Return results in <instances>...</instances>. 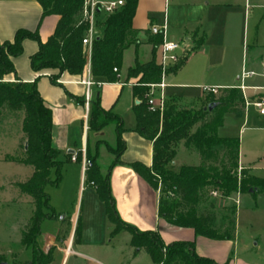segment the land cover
I'll return each instance as SVG.
<instances>
[{
    "label": "trees",
    "instance_id": "16d2710c",
    "mask_svg": "<svg viewBox=\"0 0 264 264\" xmlns=\"http://www.w3.org/2000/svg\"><path fill=\"white\" fill-rule=\"evenodd\" d=\"M37 1L43 9L42 18L52 14L59 16L56 28L48 40H41L38 29L32 31L21 28L12 40L0 41V113L8 109L12 112L22 111L24 114L23 152L12 160L34 168L27 181L18 183L19 190L29 195L34 205L33 215L22 232L21 244L31 250V258L24 264H50L54 259L55 247L44 252L39 237L45 220L59 218L50 203L46 187L60 184L65 163L60 159V151L53 146V110L39 92L38 78L32 82L17 78L7 80L8 75L17 74L13 58L23 53L26 39L38 42V50L30 57L31 67L35 71L51 70L50 79L55 84H60L59 80L64 73L83 76L89 67L96 82L131 83L134 95L141 100L134 106L135 129L153 142L154 154L151 166L142 162H134L130 166L155 190L159 189L160 184L163 185L158 206L159 217L173 226L192 228L197 236L218 240L234 239L236 206H230L219 220L216 213L217 200L210 194L217 191L223 198L235 192L251 193L253 196L264 194V179L249 175L244 168L241 177L229 172L230 166H238L239 140L218 133L226 113L244 105L241 89L224 88L218 97L212 95L208 104L217 103L212 111L205 107L199 110H179L173 104L165 107L162 113L151 111L145 93L148 84L157 83L161 79L157 54L162 36L154 35L150 38L152 55L149 60L141 61L137 57L134 65L124 68L125 51L141 43L133 25L138 0H125L123 6L104 16L103 12H98V35L93 40L90 60L88 48L83 44L88 29V23L83 18L84 0ZM183 61L174 68L178 69ZM114 68L118 71H114ZM76 99L80 103L85 102L84 98ZM198 122L199 126L191 132V127ZM111 123L116 124L117 147L108 145V148L116 158L106 173H103L98 150L100 143L105 142L98 141L96 151L88 145L86 154L92 166L85 176V181L94 183L99 198L105 203L108 217L114 225L111 235L115 236L122 228L129 231L132 236L130 244L135 252L145 249L155 264H221L199 255L195 241H173L166 244L158 229L141 231L121 218L112 194L111 172L116 164L123 163L120 157L126 148L122 137L125 128L120 115L102 107L100 91H96L90 100L89 130L100 131ZM182 140L186 146L198 150L201 157L199 165H181L178 168L173 165L177 154L175 145ZM81 159L82 154L79 153L77 160ZM209 187L213 189L207 192ZM208 196L212 198L210 201L206 200ZM204 202L206 206L202 207ZM80 231L77 225L75 243L80 242ZM3 261L7 260L0 256V262Z\"/></svg>",
    "mask_w": 264,
    "mask_h": 264
},
{
    "label": "crops",
    "instance_id": "0c3cea01",
    "mask_svg": "<svg viewBox=\"0 0 264 264\" xmlns=\"http://www.w3.org/2000/svg\"><path fill=\"white\" fill-rule=\"evenodd\" d=\"M103 2L115 1V0H99ZM125 1V0H124ZM161 1H164L165 4L172 1L174 3V13H178L180 9H184V20L185 25L181 30L174 31L173 33H168V36L171 38H182L190 32L196 33L198 37H201L200 46L195 49V52L187 58L184 63L173 73V69L169 71L167 77L168 86L165 88V95L167 97H178L179 102L183 105H190L200 107L204 101L208 103L209 99L213 94L206 93L203 90L205 86H218L222 88H232L240 85L239 76L244 68L259 70L264 58V43L256 42L248 53V57H243L241 64L238 66L235 77L232 80L226 81H217L209 85H203L202 87L203 95L199 100H187L185 94L182 93L179 88L185 86V84L176 83V78L184 71V69L191 62L195 53L202 48L203 42L206 37V32L204 29V18L205 13L202 10L208 8L210 5L221 6L219 2L213 3L208 1L205 3V8L199 3H195V0H138L136 14L133 20L134 28L138 31V38L140 39V44L135 47L131 46L127 50L132 52V61L127 63L125 60V55L127 50L124 53V68L134 65L136 58L138 57L141 61H147L151 58L152 44L150 43V38L154 36L150 27L152 24L162 25L167 24V19L163 23L158 24L153 16L150 15V12L153 11L152 8L154 5L159 4ZM140 7L147 8L146 13L147 25L145 27V32L143 33V27L140 28L137 25V15L140 10ZM166 9V6H165ZM42 6L37 0H0V41L4 42L7 40H12L15 36V33L18 29L24 28L28 30H39L40 38L43 42L47 41L48 38L53 34L56 25L59 20L57 15H47L42 18ZM168 28V24H167ZM151 35L150 37H148ZM24 50L23 53L15 58L13 62L16 68V76L11 74L7 76V80L13 81L19 79L24 82H32L36 78L37 86L39 92L45 99L46 103L53 110V146L60 151V159L65 162L69 161L72 164H78L80 166V192L82 189H85L83 186V176L82 172V160L73 161L71 159V154L82 150L83 148L89 147L96 151V143L101 139L100 136L93 138V143L96 140L95 144L89 142L91 137V131L88 126V117L84 103H80L76 97L84 98L87 91V87L84 84V80L87 78L88 73L83 76H74L69 73H64L60 78V84L62 86H79L83 88V91L78 93H71L68 98L62 97V110L64 111V116L62 122L57 126V115H56V106L52 105L48 97L45 95L44 90L42 89L41 83L43 79H48L51 84L55 85L50 79L51 70H42L35 71L31 67L30 57L38 50V42L32 39H26L24 41ZM157 54V61H158ZM250 56V57H249ZM172 71V72H171ZM88 72V71H87ZM101 86L95 85L92 86L94 93L100 91L101 96V105L106 110H112L113 112L120 115L123 119V124L125 131L122 134V137L126 143V148L120 159L123 162L122 164H116L112 168L111 172V189L112 194L115 199L116 208L121 216V218L134 225L141 231L154 230L158 229L162 235L163 240L166 244H169L173 241H195L196 251L199 255L209 257L221 264H259L254 259H251L249 256H246V252L253 251V248H250L245 244L243 247L244 254L241 255L239 247V236L235 232V238L231 240H218L210 239L204 236H197L194 229L186 227H176L169 224L167 221L159 217L158 206L160 196L158 190H155L149 185V183L130 166L134 162H142L148 166H151L153 163V142L139 133L136 128V116L134 112V106L138 104L141 100L138 96L134 95V87L131 83H122V82H102ZM246 84L248 86H263L264 78L257 76L252 79H249ZM129 88L132 96V102L130 107H125L124 110L117 109V97L121 94L123 89ZM246 95L250 100H255L256 97L264 94V91L248 88L245 90ZM92 95V94H91ZM218 97V96H216ZM116 104V105H115ZM208 106V105H207ZM84 107V111L80 110ZM68 108L74 110L73 115H68ZM131 108L133 119L131 122H127V114ZM115 110V111H114ZM227 114H234L240 121V130L238 136H223L237 138L239 140V157L238 164L241 168H244L248 171V174L257 178L264 179V115H260L257 109L254 106L249 108L243 105L241 112L237 113L235 110L228 112ZM226 115L224 119V124L226 122ZM223 124V125H224ZM88 126V128H87ZM222 127L219 128V130ZM79 129L78 136L71 130ZM218 130V133H219ZM106 129L101 131H96L97 135L104 133ZM95 132V133H96ZM112 134H114L112 141H109L111 144L116 141V129L115 126L111 128ZM220 135V133H219ZM81 136V138H79ZM222 136V135H220ZM16 148V149H15ZM15 151L12 153L5 154L3 159H0V163L11 164L15 167L16 172L11 175L6 176L3 179V182L0 183V199L7 201H14L16 205L24 207L27 204H32V198L23 194L18 187V183H23L27 181L33 174L34 168L31 165L24 164L19 161L12 160L14 157L19 156L20 146L15 144ZM104 147H99L98 156L104 151ZM100 152V153H99ZM196 152L194 155H188L189 158H193L196 164H200V158ZM188 165V164H183ZM107 171V170H106ZM102 169L103 173H106ZM96 188V187H95ZM252 195L251 193H232L228 197H224L222 202L223 205H234V201H240L242 203L246 195ZM262 194H257L256 197L261 198ZM252 197H254L252 195ZM264 198V197H263ZM262 199V198H261ZM0 200V201H1ZM4 201V200H3ZM238 206L236 205V208ZM238 209V208H237ZM238 214V213H237ZM67 221L52 219L45 220L43 222L42 233L39 237V243L41 236L43 241L40 243L41 248L44 252H47L51 247H55L54 250V259L52 262L56 261L57 254H60L61 263L67 264L70 256L72 254H80L75 249L74 253L63 252L64 245L68 247L73 246V236L74 229L76 227V221L71 217H66ZM31 218L29 217L24 224H27ZM69 222V236L67 240H60V232L63 229V225ZM114 226V225H113ZM23 227V225H22ZM21 225L18 228L19 230V248L16 251L7 248V246H2L0 244V256H4L6 260L17 259L19 251H23V245L21 244L22 239V228ZM114 229V228H113ZM24 230V228H23ZM256 234V233H255ZM255 234H251L249 239L253 242L255 248H259L261 239L257 238ZM130 233V241H131ZM60 240V241H59ZM76 244V243H75ZM80 246V245H79ZM132 246V245H131ZM133 247V246H132ZM75 248V246H74ZM134 248V247H133ZM242 250V251H243ZM28 251V250H27ZM135 252V249H134ZM256 253V252H255ZM248 254V255H250ZM254 260V261H253ZM51 262V263H52ZM255 262V263H254ZM50 263V264H51Z\"/></svg>",
    "mask_w": 264,
    "mask_h": 264
},
{
    "label": "rangeland",
    "instance_id": "374dc122",
    "mask_svg": "<svg viewBox=\"0 0 264 264\" xmlns=\"http://www.w3.org/2000/svg\"><path fill=\"white\" fill-rule=\"evenodd\" d=\"M208 1L213 3L216 1L222 5L217 7L210 5L204 9V4ZM195 3H199L204 9L202 11L205 13L204 29L206 37L202 48L195 53L191 62L180 73L175 82L185 84L179 90L185 94L187 100L197 102L203 95L202 87L200 86L209 85L217 81L232 80L243 57H248L253 45L256 42L264 43V0H195ZM146 9L145 7H140L137 15V25L140 28H144L143 33L146 31L145 27L147 25L148 15ZM152 10L150 15L155 18L158 24L163 23L167 19L168 33L181 30L185 25L184 9L174 13V3L172 1L167 4L161 1L159 4L154 5ZM104 15L105 12H103L102 16ZM190 34L192 36L190 45L194 50H188L184 61L195 52V47L200 46L201 43V37H198L193 32H190ZM125 60L127 63L132 61L130 49L126 52ZM172 71L174 73L177 69L174 68ZM41 86L52 105L56 106L57 126H59L64 116V111L61 109L63 106L62 97L68 98L71 93L81 92L83 88L79 86L53 85L48 79H43ZM130 92L129 88L123 89L117 97V109L124 110L125 107L131 106L132 96ZM91 94L92 98L94 90H92ZM206 101L200 107H196V105H183L179 102L178 97H167L165 95V107L173 104L179 110H199L207 107L208 103ZM242 109L243 106L239 105L235 111L239 113ZM80 110L83 112L84 107ZM73 112L72 108H68L69 116H72ZM126 114L128 115L126 123L134 120L131 108ZM23 116L22 111L12 112L8 109H3L0 113V159H3L5 154L15 151V144H18L20 151H22L21 145L24 144V134L22 132ZM199 124L200 122L193 125L190 131H194ZM113 126L116 129L115 123L104 127L103 130L106 129V131L100 133V135H97L96 131L90 130L91 137L89 142L91 144L96 136H100L103 139L102 141L105 142V144L100 143L99 147H104L105 149L102 153L99 152L98 159L104 171L108 169L116 158V155L108 148V145L113 148L117 147L116 141L112 144L109 142L112 141L111 139L114 136L111 132ZM239 130V119L234 114H227L226 122L219 130V133L222 136H238ZM71 132L78 136L79 129L71 130ZM96 140L93 144H95ZM99 141L101 142V140ZM175 148L177 154L173 160V165L176 168L183 164H196L194 159L189 158L188 155H194L195 152L199 154L197 149L193 146H186L184 140L179 141ZM18 155L21 156L22 153ZM198 156L201 159L200 154ZM242 169L238 164L237 167L230 166L228 170L231 174H237L241 177ZM14 172H16V169L13 165L0 163V183L3 182L6 176ZM62 172L63 178L60 184L58 186L48 185L46 191L50 196V203L59 217L65 216L63 221L67 219L66 217H71L76 221V226H80V242L75 244L73 236V246L70 247V251L68 246L63 244V252L70 254L74 253L76 249L80 253L72 254L67 264H155L145 249H141L137 253L134 252V248L130 244L129 231L122 228L115 236L111 235L114 226L108 217L105 203L99 198L95 186L85 181L84 178L83 186H85V189L80 192V166L78 164H72L65 160ZM162 187L163 185L160 184L161 189ZM210 189L212 190L213 188H207V192ZM158 194L161 196L162 191H158ZM210 196L217 200L216 213L219 220H221L222 215L227 213L228 208L232 205H223V197L219 192L218 195L210 194ZM256 196L252 197V195L248 194L244 197L242 203L234 201V206H238L234 215L235 232L239 236L241 255L244 254L243 247L246 244L249 249L253 248V251L251 254L246 252L244 255L249 256L259 264H264V194L261 195L262 199ZM211 197L208 196L206 200L210 201ZM3 200L0 201V244L16 251L20 246L18 228L23 225L20 228L23 231L26 226L24 223L33 215L34 205L27 204L22 208L16 205L14 201ZM201 206H206V203H202ZM68 224L69 222L63 225L62 233L59 236L61 241L67 240L69 236L70 226ZM251 234H255L257 238L259 237L256 240L261 239L259 248H255L253 242L249 239ZM42 239L43 237L41 236L40 243L43 241ZM27 250L23 248V251H19L16 260L12 262L9 259L6 262L8 264H24L31 258V250ZM59 257L61 258L60 254H57L56 261L51 264H60L61 260Z\"/></svg>",
    "mask_w": 264,
    "mask_h": 264
},
{
    "label": "built area",
    "instance_id": "2783aa9c",
    "mask_svg": "<svg viewBox=\"0 0 264 264\" xmlns=\"http://www.w3.org/2000/svg\"><path fill=\"white\" fill-rule=\"evenodd\" d=\"M125 4L124 0H115L103 2L99 0H84V12L83 18L84 21L88 23V29L85 37L83 38V44L88 48V56L89 60L91 59V48L93 44V40L95 36L98 35V29L96 26L98 12L112 13L116 11L118 8ZM150 31L153 35H161L163 40L158 47L159 55H158V63L161 67V79L157 83H150L147 85L148 89L145 93V98L147 104L151 111H160L161 113L165 109V88L168 86L167 77L169 71L178 66L187 55L188 50L193 51V47L190 45L192 41V36L189 34L184 35L182 38H171L168 36L167 24L157 25L152 24L150 27ZM190 45V46H189ZM192 47V48H191ZM114 71H118L117 68H114ZM88 76L84 80V84L87 87L86 95H85V108L87 115H89L90 109V100H91V88L92 86L98 85L101 86L102 82H96L90 73V67L88 69ZM263 77L264 78V58L262 60V64L259 70L255 69H247L244 68L239 76V81L241 82L237 88H240L243 96H244V104L246 108L250 106H254L260 115H264V94L256 97L255 100H250L246 95L245 90L248 88L258 89L264 91L263 86H248L246 82L249 79L254 77ZM224 89L218 86H205L203 90L206 93L213 94L215 96H219L221 90ZM88 128V126H87ZM79 153L82 154V172L83 176H86V171L92 166V161L87 158L86 148L82 150L74 152L71 154V159L73 161H77V157ZM94 186V183H91ZM161 192V188L158 189ZM212 194L218 195L217 191H213ZM70 251V246L68 247Z\"/></svg>",
    "mask_w": 264,
    "mask_h": 264
},
{
    "label": "water",
    "instance_id": "95a60500",
    "mask_svg": "<svg viewBox=\"0 0 264 264\" xmlns=\"http://www.w3.org/2000/svg\"><path fill=\"white\" fill-rule=\"evenodd\" d=\"M216 106H217V103H215V102L214 103H210V104H208L207 107H205V109H208V110L212 111ZM64 218H65V216H60L59 217L60 220H63ZM0 264H8V262L3 261V262H0Z\"/></svg>",
    "mask_w": 264,
    "mask_h": 264
}]
</instances>
